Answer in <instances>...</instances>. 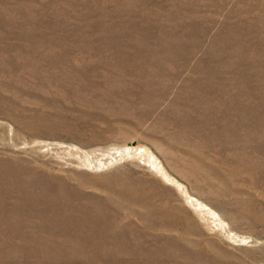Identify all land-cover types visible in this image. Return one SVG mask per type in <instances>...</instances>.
Listing matches in <instances>:
<instances>
[{
  "label": "rangeland",
  "instance_id": "obj_1",
  "mask_svg": "<svg viewBox=\"0 0 264 264\" xmlns=\"http://www.w3.org/2000/svg\"><path fill=\"white\" fill-rule=\"evenodd\" d=\"M0 264H264V0H0Z\"/></svg>",
  "mask_w": 264,
  "mask_h": 264
}]
</instances>
